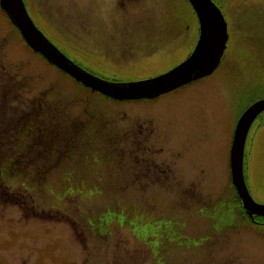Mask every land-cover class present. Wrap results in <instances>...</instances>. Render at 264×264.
Masks as SVG:
<instances>
[{
    "label": "rangeland",
    "instance_id": "374dc122",
    "mask_svg": "<svg viewBox=\"0 0 264 264\" xmlns=\"http://www.w3.org/2000/svg\"><path fill=\"white\" fill-rule=\"evenodd\" d=\"M24 1L32 21L51 42L82 68L116 81L150 76L159 68L134 65L116 70L121 64L108 47L106 53L89 50L94 38L185 28L184 19H190L193 10L187 0ZM226 9L230 23H237L234 13L243 11L240 21L245 24L237 27L240 31L232 29V42L210 78L166 97L119 104L130 114L147 113L170 123L177 140L192 137V143L184 145L183 171L193 172L195 179L65 190L54 176L49 186L39 189L33 179L27 183L2 174L0 264H156L161 255L179 264L185 245L199 240L214 243L212 249L207 246L208 264H264V225L243 216L236 195L232 199L229 179V149L239 114L264 99V0H230ZM110 19H117L111 23L116 28L110 29ZM0 51V63L8 71L19 70L40 87L58 88L60 78L62 96L73 102L88 100L93 111L95 100L106 101L99 103L104 109L118 106L61 77L27 47L3 11ZM254 123L244 147V172L251 194L262 202L264 124L256 133ZM187 189H195V196L185 197Z\"/></svg>",
    "mask_w": 264,
    "mask_h": 264
},
{
    "label": "flooded vegetation",
    "instance_id": "af4514ba",
    "mask_svg": "<svg viewBox=\"0 0 264 264\" xmlns=\"http://www.w3.org/2000/svg\"><path fill=\"white\" fill-rule=\"evenodd\" d=\"M211 1L222 12L227 36L224 33L223 35L219 34L217 27L202 26L198 13L192 10L191 18L184 19L185 28L107 34L96 37L94 38L95 42L89 43V50L94 54L95 50L106 53L105 48L108 47L112 53V59L121 64L116 70L134 65H139L138 68L157 66L159 70L150 76L145 75L127 81H116L117 78L111 79V77L105 78L97 72L82 68L69 54L56 45L59 51L65 54L72 63L74 62L95 79L119 85L164 76L172 70L178 69L187 60L193 61L196 54L199 53L201 56L203 50H205L206 58L207 50L219 49L223 37L226 39L221 59L211 73L191 78L173 89L154 96L120 99L107 96L99 90L83 85L75 77L70 76L51 62L49 63L43 55L34 52L41 55L47 64L54 66L61 77L63 75L68 77L78 87V90L90 93L95 98L99 96L118 104L116 107L106 106L104 109L100 107L99 103L107 104V102L95 100L93 106L95 111H93L89 108L91 103L88 100L81 98L82 101L75 100L73 102V100L62 96L64 88L60 83V78L56 79L58 88L51 84L43 88L32 82L19 70L8 71L5 64L0 63V178L2 174L7 178L16 176L15 178L18 180L27 181V183L33 179L35 187L44 189V186H49L51 181L49 178L54 176L61 182L60 185L65 190H78L89 185L95 188H112L195 179L196 176L193 172L188 174L183 171L186 157L183 151L186 148L184 145L189 146L193 141L192 137L177 140V136L170 129V123L147 113L144 115L130 114L119 104L166 97L178 90H186L190 86L195 87L217 71L222 64L226 49L232 42V29L236 28L235 31H240L242 29L237 27H243L245 23L240 21L241 16L244 15L243 11H239L240 13L236 11L237 13L234 14H236L238 22L235 23L234 20H231L230 23L231 12L226 9L230 0ZM238 2L242 4L245 0H238ZM118 4L119 2L116 1V4L113 3L112 6L116 7ZM0 11H3L1 6ZM3 13L10 22L6 12L3 11ZM116 21L117 19L106 20V22H110V29L116 28L111 24ZM10 24L12 23L10 22ZM17 33L19 32L17 31ZM27 47L32 51L28 45ZM0 57L2 56L0 55ZM206 61L207 59L203 60V62ZM262 118H264V110L258 113L250 125L252 127L255 122L253 129L256 133L264 124ZM94 163L95 165H93ZM96 165L99 167L96 172H87ZM244 181L246 183L245 173ZM246 185L253 199L258 203H264V201H258L251 194L247 183ZM232 189L233 199L236 192L234 187ZM193 190H184L185 197L195 196L196 191ZM235 198L237 206L241 207L240 212L250 223L253 222L256 226L264 225V215L249 214L243 208L238 195ZM189 239L194 241L196 237L187 238V241ZM172 244V250L175 251V240H172ZM213 244L206 240H199L189 246L184 243L185 251L179 264H188V262L189 264H208L210 254L207 252V246L211 245L209 247L212 249ZM155 263L177 264V261L172 257L167 258L161 255L159 261L156 260Z\"/></svg>",
    "mask_w": 264,
    "mask_h": 264
},
{
    "label": "water",
    "instance_id": "95a60500",
    "mask_svg": "<svg viewBox=\"0 0 264 264\" xmlns=\"http://www.w3.org/2000/svg\"><path fill=\"white\" fill-rule=\"evenodd\" d=\"M194 11L198 13L201 25L208 27H217L219 34L226 35V24L223 19L222 12L217 8L211 0H189ZM0 6L6 11L12 23H14L26 44H28L33 51L39 52L47 61L59 69L64 70L70 76L75 77L83 85L99 90L105 95H109L116 99L120 98H139L143 96H154L156 94L164 93L167 90L173 89L191 78L199 75H206L211 73L212 69L219 63L220 57L225 49V38L221 41V47L217 50H207L205 58V50L200 54L194 56V60H187L186 63L181 64L178 69L172 70L164 76H159L150 80L142 82H132L129 84L114 85L95 79L88 72L80 68L74 62L66 57L65 54L51 43L43 32L35 26L31 20L23 0H1ZM200 56V57H199ZM207 59L206 62L203 60ZM182 68V69H179ZM264 110V99L251 104L241 114L236 122V128L233 135V140L230 147V172L231 181L234 184L237 195L240 196L242 206L245 210L251 213L264 215V203L259 204L249 194L246 183L244 181L243 172V156L244 147L247 139L248 130L251 123L258 116V113Z\"/></svg>",
    "mask_w": 264,
    "mask_h": 264
}]
</instances>
